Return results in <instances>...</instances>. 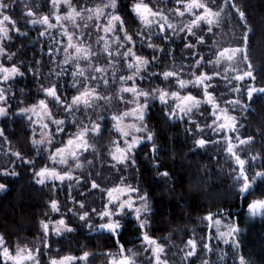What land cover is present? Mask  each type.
Wrapping results in <instances>:
<instances>
[{"label": "snow or ice", "instance_id": "1", "mask_svg": "<svg viewBox=\"0 0 264 264\" xmlns=\"http://www.w3.org/2000/svg\"><path fill=\"white\" fill-rule=\"evenodd\" d=\"M49 0H43V4L46 6ZM51 6L55 9L51 15L55 17L56 24H53L48 14L37 17V13L32 9H29L26 13V17H34L28 24L30 27L35 25L46 26L45 30L40 32V36H44L49 29H53L59 26L62 35L67 37V44L64 47V59L63 65H73V69L67 67H61L59 72L54 74L57 76V82L52 83L48 86L44 84L39 85V93L42 94V98H39L36 102L31 103L30 106L23 107L19 110L21 117H26L31 124H38L41 129L40 138H35V130L33 129L32 147L35 148L36 154L41 160L47 161L37 170L35 161L32 159H25L20 152H15L14 155L23 164L32 166V174L35 178V182L39 185L50 184L53 189L58 188L57 182L60 185H65L68 190L72 188V182L76 184L81 183V178L76 177L73 174L71 167L65 170L62 166H69L70 161H75V168H81L83 165L80 163V156L87 152L90 148H94V145L89 142L90 136H99L102 134L104 128L108 123H111L112 129L119 134L122 139L123 146L120 141H114V151L110 152L111 160L115 163L112 164L113 168L118 171L121 168L128 166H136L137 164V150L145 142H151L150 152L154 155L158 151V146L155 143L156 135L148 128L145 123L148 112L151 110L153 102L159 101L168 111L166 115L187 122L189 125L186 131L191 135L195 148H204L209 143L219 144L221 139L224 141L226 147L224 151L234 159L236 165L239 166V173L234 178L239 184L238 195L243 198H247V195L251 194L253 184H255L256 178L259 177L264 179V172H256L255 176L249 178L245 165L248 163L241 157L237 152V148L240 145H247L253 141V137L248 136L241 138L238 133V118L236 115L231 114L229 109L233 111L241 109L242 111H248L251 103L253 102L254 96L264 94V87L257 88L254 84L241 88L234 86L231 91L236 92L241 97L246 94L248 103L243 104L241 99L225 100L226 107H221L219 99L216 95V90L220 87L221 80L227 81L231 84V80L227 75L221 76L219 71H214L211 75L207 72H199L197 70L202 66L201 61L205 60L204 56H200V59L196 60L195 66L188 65V67H194V71L191 72L190 79H184L181 76L183 72V66L180 70H164L162 72L149 71L148 69L156 64L158 57L154 54L156 46L153 43H147V49H151L153 54L151 59L145 55L137 54L134 51L136 48L143 49L145 45V39H134L133 35L127 31L122 14L119 11L118 0H107V3L98 4L93 8H77L73 7L71 0H50ZM177 4L181 3V0H176ZM214 3L215 0H212ZM61 4L67 5L68 11L63 15L60 14ZM184 8L187 12L194 15V19L191 23L185 25L187 28V34L195 36L196 33L193 31L194 28H199L202 23L207 24L208 32H212V25L219 22L220 12H214L205 0H187L184 4ZM106 9H111L110 12H106ZM10 5L7 0H0V56H4L6 49L3 44L4 39L11 40L9 35L10 29L7 26L11 24L16 33L19 35H27L26 32H21L19 27H16V21L13 20L9 13ZM194 10H202L197 14ZM130 11L135 18L148 28L152 25L158 24V32L148 33L147 39H151L153 36L164 34L160 36L162 40H168L169 37L167 29H174V25L168 22L165 17L159 11H153L148 3H144L143 0L133 3L130 6ZM87 12L89 15L85 18L82 13ZM176 12L180 16L184 15V11L180 8H176ZM240 18H245L244 12L237 9ZM92 20L93 17L96 21H100L101 17H106L107 22L103 25L97 23L95 27L98 30H102L104 36H99L96 39V43L100 44L103 42L102 52L107 53L109 58V66L122 62L126 64L127 69L130 71V75L119 76L121 81L120 93H130L132 98L125 100L123 95L120 96V100L127 104H132L134 107L128 108L119 113H112L110 120L106 121L104 115L96 114V119H92V115L89 114L90 109L98 107V102L101 100L109 99V96L102 95L98 89L101 87V81L104 87L109 86V80L105 78L104 73L106 69L99 66L93 65V57L97 53L93 50L91 44H85L83 42H74L75 33L70 32L65 24V21L71 22L72 26L76 29L81 27L78 24L77 18ZM159 17V20L154 18ZM162 21V22H161ZM84 28L88 27V24L83 25ZM181 32L184 28L180 29ZM116 33L123 34V40L121 36ZM108 34H113L112 41L108 39ZM250 32H244L241 41L238 46L231 48H224L217 55V59L213 62L208 60L207 63H215L219 65L222 60L232 62L236 59L237 54L243 56L244 61H248V71H244L242 74H238L234 77L236 81L243 82L246 78L255 81L256 77L252 70L251 62L248 59L247 49L249 46ZM87 35L88 39H91L92 34L81 32L80 36L84 37ZM142 32L137 33V37H142ZM116 44L115 55L113 54L112 45ZM126 44H131V47L123 52L119 49L125 48ZM197 44H204V36L201 35L197 41ZM184 47L191 50L196 45L191 42L185 43ZM71 49L72 51H69ZM59 52L60 49L49 47L48 54L52 55L53 52ZM163 53V49L159 50ZM15 53L7 56L8 61H12ZM81 62H84L82 66ZM21 66L16 63H12L11 66H6L3 62H0V84H6L7 88L0 86V117H7L11 108L8 104L9 99L13 98L7 94L8 89L13 86V82L18 77H24L26 72L21 70ZM236 71L235 68L232 69ZM227 72V69H225ZM35 75V74H34ZM113 83L116 80V72L113 74ZM66 77L71 78L69 84ZM83 77V80L80 78ZM137 78L142 82L148 84V88L140 87L137 84ZM155 79L162 78L163 82H168L167 88L154 87L150 82ZM219 78V79H217ZM216 79V83L213 84V80ZM60 80H65L63 84ZM128 81H132L131 86H128ZM174 81V82H173ZM94 84V86H92ZM189 86L193 89H202V94L197 91L196 94L193 91L188 90ZM175 88V90H172ZM75 90V94L69 96L68 93ZM27 95L26 93H22ZM223 96V93H221ZM79 113V115H77ZM37 119H33V117ZM63 117V118H57ZM131 118L130 122H126ZM90 121L91 126L84 124V120ZM210 121V122H209ZM50 124L54 125V130L50 128ZM241 127L243 125H240ZM73 129H75L73 131ZM209 130L211 133L217 136L216 140L206 139L205 131ZM223 133V136L220 134ZM230 133H237L235 140L238 143L233 142V136ZM5 132L3 128H0V136H4ZM139 134V135H138ZM130 137V139H129ZM199 137V138H197ZM5 139H7L5 137ZM60 146H57V145ZM45 146V147H42ZM47 153V155H45ZM155 158V156H154ZM256 157L253 156L252 160ZM121 166V167H118ZM159 167V165H157ZM3 175H18L17 172L12 171L11 173L5 171ZM162 176L167 177L169 173L163 171ZM124 179L123 177L121 178ZM67 182V183H66ZM86 186V185H85ZM92 189H99L100 185L95 179L91 181ZM6 185L0 183V191L5 190ZM140 189L136 186L122 183L106 190L107 202L103 204L101 209L92 207L86 208L83 201H76L72 198L75 203L79 204V208L72 209L68 208L67 212H71L73 217H78L79 222L87 224L90 230H102L111 233L118 237L119 230L122 229V218L127 213H134L135 218L140 221L139 227L146 229L149 226L148 220H142V214L151 213V206L148 203V194L143 193L139 195L138 199L140 204L137 206L136 198L133 197V193H139ZM62 207L67 208V203H62L59 199L52 198L49 201V212L56 214L59 218L55 221L52 220L51 216H48L47 220H42L41 227L46 239L49 235L50 224L53 225L51 231L57 236L67 232L71 233L76 230L71 225V219H66L67 213L62 212ZM249 213L253 216L260 214L264 215V199H255L247 204ZM47 215V214H46ZM220 215L217 213L209 212L205 220L208 221V228H215L217 237L223 241L224 244L231 243L237 249L239 248V240L236 237L239 235L241 229L238 224L231 222L223 224V221L216 218ZM98 218V222L93 223V218ZM230 219V217H229ZM79 225H77L78 227ZM222 227L226 230H221ZM209 239H211V233H209ZM142 240L149 248H151L152 254L155 258V264H168L167 259H162L161 255L165 252L164 246L159 243L155 238L150 236L147 231L143 232ZM4 242V237L0 235V245ZM47 243L44 244V248H48ZM187 247L190 251L187 252V257L197 256V240L190 238L187 240ZM203 249L209 252L212 248L209 244H204ZM147 251V248L145 249ZM222 251L220 259L223 260V256L227 253ZM125 248L123 244L119 245V258L112 256L110 264H135L133 257L136 256L135 252H132L131 256L124 255ZM35 253V254H34ZM43 252L40 248H20L19 246L15 250V254L8 248L3 247L0 251V256L3 257L5 264L11 262V264H41L40 257ZM89 257L88 252H84L80 260L87 261ZM77 257L63 256L59 259L51 258L49 264H70L71 261L76 260ZM240 264H246L243 255L239 256ZM202 264H207L203 261Z\"/></svg>", "mask_w": 264, "mask_h": 264}, {"label": "trees", "instance_id": "2", "mask_svg": "<svg viewBox=\"0 0 264 264\" xmlns=\"http://www.w3.org/2000/svg\"><path fill=\"white\" fill-rule=\"evenodd\" d=\"M78 1L82 2L78 5L79 10L86 8L85 2H93L94 7L99 0ZM235 1L238 9L244 12L243 21L247 32L251 33L247 55L256 77L255 84L258 88L264 87V0ZM21 7L22 4L16 5L13 9V18L18 22L24 20V10ZM19 24L22 25L21 32L29 27L23 22ZM35 33L36 31L32 30L25 39L17 36L15 40L3 41L7 52L15 53L11 63L8 61L4 63L11 65L22 61L23 66L36 68L42 41L35 38ZM45 44L50 46L52 41H46ZM48 45L46 48L49 47ZM200 51H203L206 62L212 59L214 52H210V48L200 47ZM207 70L211 74L215 71V66L209 63ZM25 72L29 73L32 81L36 82L37 77L32 71L26 69ZM30 73L33 74V78ZM29 90L32 91V85ZM227 90L228 88L220 83V87L216 90L220 101L227 99L224 97ZM156 117L155 127L158 129L161 145V156L158 159L160 168H154L148 158L145 160L142 158L139 187L142 193L148 194V200L152 204L151 214L144 216L143 220H148V229L165 248L161 258L167 259L168 264H202L203 261L207 264H240L239 256L243 255L246 264H264V215L253 216L247 208V204L252 200L264 199V179L255 184L250 195L245 194L246 199L243 198L238 195L239 184L234 179L239 173V166L224 151L226 145L219 143L222 148L219 153L212 150L202 151V148L198 152L194 150L191 135L181 123L173 121L169 123L160 114ZM242 125L239 131L241 138L253 137L251 143L239 146L242 151L241 157L248 161L247 172L251 180V176L256 172H264V94L254 96L250 109L245 111ZM11 127L15 132L12 139L16 142L17 150L31 157L34 148L26 135V124L19 119L13 121ZM205 138L214 141L217 136L206 129ZM253 156L256 157L255 160H252ZM131 171L137 173L135 168H131ZM163 171H167L169 175L158 176ZM30 178L24 172L20 179L14 182L11 190L0 199V235L4 237V243L8 246H13L23 239L36 237L39 234L42 213L48 207L49 197ZM114 179L116 181L110 180L106 186L102 187L99 184V189H92L89 183L77 185L76 201H83L87 208V197L94 195L95 203L98 209H101L107 202L106 190L116 185L120 175H115ZM82 194L85 195L81 196ZM218 211L220 215L216 218L230 217L229 220L237 223L241 229L236 237L239 240V248L231 243L224 244L222 240L219 244L213 241V252L208 254L207 250L203 249V245L207 244L212 229L208 228V221L204 217L209 212ZM132 225L133 223L127 225V231ZM126 235L123 238L125 248L129 246V235ZM190 238L197 240L198 255L194 257L184 256L188 252L187 240ZM83 240L77 238L76 242L73 241L78 243L77 246L85 243L86 247L87 245L92 247L91 250L95 245L101 244L97 240L95 242ZM221 250L227 253L223 256V260L220 259ZM139 251L137 264H154L155 260L149 250L145 251L143 248ZM100 261L92 264H103ZM0 264L5 263L0 259Z\"/></svg>", "mask_w": 264, "mask_h": 264}, {"label": "flooded vegetation", "instance_id": "3", "mask_svg": "<svg viewBox=\"0 0 264 264\" xmlns=\"http://www.w3.org/2000/svg\"><path fill=\"white\" fill-rule=\"evenodd\" d=\"M80 1L77 2L79 4ZM139 2V0H118L119 3V11L122 14L124 20L126 21L125 27L129 34L133 35L134 39H145V45L143 49L136 48L134 51H137V54L145 55L149 59H151V55L153 54V51L151 49H147V43H153L156 46L155 55L158 57V60L156 64L158 66L150 67L149 71H156V72H162L164 70H177L179 71L181 66H183V72L181 73L182 78L184 79H190L191 72L196 70L194 67H188V65L195 66L196 60L200 59V56H204L203 51H200V47L203 49L205 46L210 48V52H214L211 61H215L217 59V55L220 51H222L224 48H231L238 46L239 42L241 41L243 37V33L247 32L246 25L244 21L240 18L239 13L237 12L238 6L236 4L235 0H215L213 3L212 0H205L209 4V6L213 9L214 12H220L219 22L214 23L212 27V32H208V25L205 23H202L199 28H194L193 31L196 33L195 36H191L187 34V28L185 25H188L191 23V20L194 19V15L192 13H189L185 10L184 4L187 3V0H181L180 4H177L176 0H159L158 2H155L154 0H143L144 3H148L150 7L153 8V11H159L161 12L165 17H167L168 22L173 24L175 27L174 29H167V35L171 37L168 40H162L160 36L164 34H160L157 36H153L151 39H147L148 33L150 32H158V24H153L151 28L145 27L138 18H135L134 15L130 11V6L133 3ZM7 3L11 5V8L9 10V13L13 18V9L16 8V5L22 4V9L24 10V20H20L19 22H23L25 25L29 26L28 21L33 19L34 17H26V13L29 9H32L37 13V17L42 16L44 14H48L50 16V20L53 24H56L55 17L51 15L53 12H55V9L52 8L51 2L47 3L45 6L43 4V0H21L20 2L7 0ZM107 3V0H101L98 2V4ZM80 4H82L80 2ZM79 4V5H80ZM86 8H95L98 4L95 3V6L93 7V2H85ZM73 7L76 8V6L73 5ZM180 8L181 11H184V15L180 16L179 13L176 12V8ZM78 10V9H77ZM80 10V9H79ZM68 11L67 5L62 4L60 8V14H64ZM106 12H110L111 9H106ZM199 14L202 10H194ZM87 16L89 13L84 12ZM82 13V14H84ZM174 16V18H173ZM94 19V17H93ZM92 20H86L88 24V30L87 32L91 33V39H97L99 36H104V33L102 30H98L92 23ZM155 20H159V17L154 18ZM13 20H15L13 18ZM174 20V22H173ZM16 27L21 28L22 25L19 24L17 20H15ZM107 22L106 17H101L100 24L103 25ZM162 22V21H161ZM70 23L68 21H65V24ZM10 29L9 35L11 36V40H15L17 36L20 38L25 39L29 33L34 30L35 38H38L42 41L41 43V52H38L37 57V67L33 68L32 66H22L21 70L26 71V69L29 71H32L33 74L37 77L36 82L32 81L30 79L29 73H26L24 77H18L15 82H13V86L8 89L7 94L10 97H13L9 99L8 104L11 105L9 114L7 117H0V128L4 129V136H0V183H4L6 185V189L0 191V199L11 190L12 185L16 180H19L21 175L26 172L28 176H30L31 181L34 182L36 185H38L43 192L47 194L49 197V201L52 198L59 199L62 203H67V208L62 207V212L67 213L66 219H71V225L76 228L75 231L71 233H63L59 236H57L54 232L51 231L53 225L50 224V231L48 237L45 239L44 234L42 231L41 223L39 225V234L31 239H23L22 241L14 244L13 246H8L6 243H3L0 245V251H2L3 247H8L13 254H15L16 248L19 246L20 248H40L42 249V256L41 264H49V261L51 258H57L63 256H73L77 257L76 260L71 261L70 264H92V262H96L101 260L100 262L103 264H110V260L112 256H117L119 258V245L123 244L125 248V244L123 241L124 235H129L128 237V245L125 248L124 255L130 256L131 250H133L136 254H140L139 249L144 248V250L147 248L151 253V248H149L146 244H144L142 240V235L144 231H147L150 236L157 238L151 233V231L148 229H141L139 227L140 221H138L135 218L134 213H127L122 218V229L119 230L118 237L102 231V230H90L87 224H84L82 222H79L78 217H73L71 212H67L68 208L77 209V206L79 204L75 203L72 198L77 199L78 194L76 192L77 185L75 181L72 182V188L71 190H68L65 185H60L59 182H57L58 188L53 189L50 184L48 185H39L35 182V178L32 174V166L23 164L20 160L17 159V157L14 155L15 152H20L21 155L25 159H32L35 161L37 170L40 166H42L47 161L39 159V157L36 154V150L32 151V156H28L25 153H22L21 151L17 150L16 142L12 139L14 129L12 126V122L16 120H23L24 124H26V135L29 138L30 144L32 145V139H33V129L35 130V138H40L41 129L38 124H31L26 117H21L19 115H16V113H19V110L23 107L30 106L31 103L36 102L39 98H42V94L39 93V85L44 84L46 86L57 82V76L54 74L55 72H59L61 67H67L69 69H73V65H63L62 61L64 59V46L58 42L59 35L62 33L59 26L49 29L48 32L45 33L44 36H40V32L45 30L46 26L42 25H35L32 27H28L24 32L27 33V35H19L16 33L14 27L11 24L7 25ZM184 28V31L181 32L180 29ZM21 30V29H20ZM142 32L144 35L142 37H137V33ZM117 35L121 36V40H123V34L122 33H116ZM203 35L204 36V44L200 45L197 44V41L199 37ZM228 35L230 38V41L232 40V45H226L224 44L222 47L223 49H220L217 51L218 53L215 54L214 47L220 46L217 43L214 44L219 37L225 38V36ZM113 34H108V39L111 42L112 41ZM58 38V39H57ZM11 41L8 39H4V41ZM52 41V44L50 45L53 47V49L59 48V52H53L51 56L48 54L49 45L45 44L46 41ZM191 42L192 44L196 45L195 48L188 50L184 47L185 43ZM62 43H67V37L65 36V40ZM208 43V44H206ZM211 44L213 47H211ZM46 45L49 47L46 48ZM215 45V46H214ZM131 44H126L125 48L119 49V51L123 52L127 49V47H131ZM116 44L112 47V51H116ZM221 47V48H222ZM163 49V53H161L159 50ZM69 51H72L69 49ZM12 53L5 52L4 56H0V62H5L7 60V56ZM209 54V53H208ZM106 53L103 52L101 55V64L103 68H107L106 72L104 74L105 78L109 80V86L104 87L101 81V87L98 89V91L102 95L109 96V99L107 100H101L98 102V107L95 109H90L89 114L92 115V119L95 120V114L98 113V110L100 112L98 114L104 115L105 120H110V116L112 113H119L121 111H124L128 108L134 107L132 104H127L125 102H122L120 100V95H124V93H119L116 90L119 89V86L121 85V82L115 81L113 83V76L110 72L111 68L109 67V60L105 59ZM6 56V58H4ZM175 56V57H174ZM119 67L123 66L125 67L126 64L122 62ZM208 61V60H207ZM11 63L12 61H8ZM84 62H81L83 66ZM206 60L201 61L202 66L199 67L197 70V74L199 72H207L208 65L206 64ZM6 66H11L10 64ZM213 66H215V71H219L221 73V76L227 75L229 79L231 80V84H229L227 81L221 80V83L226 88L230 89L234 86H239L241 88H246L249 85L255 84V81H252L251 79L246 78L245 81L239 82L234 79V77L238 74H242L244 71H248V61H244L243 56L241 54H237V57L234 61L228 62L227 60H222L219 65H216L215 63H211ZM18 65V64H17ZM21 66V65H18ZM122 68V67H121ZM235 68L236 71H233L232 69ZM225 69H227V72H225ZM30 73L33 78V74ZM209 74V73H208ZM212 74V73H211ZM210 74V75H211ZM67 82L71 83V78L66 77L65 78ZM219 79V78H217ZM65 80H60V83L63 84ZM137 84L140 87L143 86H149L148 84L142 82L139 78H137ZM174 82V81H173ZM152 86L154 87H161V88H167L168 82L162 83V78L155 79L150 82ZM216 83V79L213 80V84ZM32 85V91H30V87ZM0 86H3L7 88L6 84H0ZM94 86V84L92 85ZM257 87V86H256ZM258 88V87H257ZM190 91H193L194 94L199 91L202 94V89L196 90L193 89L191 86H189ZM22 93H26L27 95H23ZM75 94V90H72L68 93L69 96ZM238 97H241L239 94H237ZM258 96V95H257ZM132 96L127 95L125 97V100L131 99ZM219 99V98H218ZM242 103L247 104V96L246 94L241 97ZM219 102L221 104L222 101ZM223 104V103H222ZM4 106V105H0ZM6 106V105H5ZM222 107V106H221ZM168 110L164 108L163 105L159 103V101L153 102L151 110L148 112L147 118L145 123L148 125V128L152 130L156 135L155 143L158 146V151L154 155L149 151L151 148V142H145L140 149L137 150V164L136 166H128L126 168H121V170H117L116 168L112 167V164L115 162L111 160L110 152L114 151L115 144L114 141H120L121 146H123V142L121 137L117 132H115L114 129H112L111 123H108L106 128L102 131V134L99 136H90L89 142L94 145V148H90L87 152L83 153L80 156V163L83 165L81 168L77 169L75 168V161H70L69 166H62L67 170L68 167H71L73 170V174L76 177L81 178L80 184H91V181L93 178L90 175L94 173V171L100 172L99 169L95 168L93 164L100 165L98 168H103L106 171V176L103 177L107 180L114 179L115 175H120V180L123 177L124 179L119 182H116V185L127 183L133 186H136L140 189L139 184L141 180V161L144 155L148 157V160H150V164L153 165L154 168L159 169L157 165L159 164L158 159L161 156V145L159 144V138L157 131L158 129L155 127V119L157 118V114L162 115V117L165 119V121H168L169 123H172L173 118L166 115L165 113ZM97 112V113H96ZM57 118H63V117H57ZM33 119H37L35 116ZM176 123H181L184 128L189 127L186 120L181 121L176 119ZM131 118H129L128 121L130 122ZM84 124L91 126L90 121L87 119L84 120ZM50 128L54 130L55 126L50 124ZM75 129H73L74 131ZM139 135V134H138ZM5 137L7 139H5ZM199 138V137H197ZM130 139V137H129ZM158 140V141H157ZM57 146H60L59 144ZM45 147V146H42ZM33 148V147H32ZM200 150V148H194ZM47 155V153H45ZM155 156V158H154ZM93 157L95 159H93ZM231 160H234L231 158ZM121 167V166H118ZM131 168H135L137 170V173H133L131 171ZM88 169V170H87ZM7 171L11 173L12 171H15L18 173V175H3V173ZM88 171L90 173H88ZM93 172V173H91ZM112 172V174L110 173ZM86 173L89 175L88 177H84L82 174ZM162 172L159 173V176ZM162 176V175H161ZM164 177V176H162ZM109 180V182H110ZM67 183V182H66ZM138 183V184H137ZM79 184V185H80ZM115 185V186H116ZM111 188V187H110ZM109 189V188H108ZM85 194H82L81 196H84ZM135 198L137 196V193L132 194ZM105 199L107 200V195L105 192ZM98 209V208H97ZM47 214V215H46ZM48 216L52 217V220L55 221L59 218L56 214H51L49 212V203L47 209H44V212L41 216L42 220H47ZM144 216L141 217L143 220ZM98 222V218L93 219V223ZM127 223V224H126ZM129 223H133L132 228L127 231V225ZM77 225H79L77 227ZM126 235V236H127ZM77 238L84 239L83 241L88 242H101L100 245H95L93 247V250H91L90 246L85 245V243H81V246H77L78 243H74ZM74 240V241H73ZM82 241V242H83ZM158 241V240H157ZM76 242V241H75ZM159 242V241H158ZM47 243L49 245L48 248H44V244ZM93 245V244H91ZM140 246L142 248H140ZM84 252L89 253V257L87 261L80 260L79 257L83 255ZM35 254V253H34ZM153 255V254H152ZM0 259L4 262L3 257L0 256ZM155 260V258H154ZM5 263V262H4ZM138 263V258L135 261V264ZM7 264H11V262H7ZM155 264V262H154Z\"/></svg>", "mask_w": 264, "mask_h": 264}, {"label": "rangeland", "instance_id": "4", "mask_svg": "<svg viewBox=\"0 0 264 264\" xmlns=\"http://www.w3.org/2000/svg\"><path fill=\"white\" fill-rule=\"evenodd\" d=\"M24 1V0H23ZM99 1H101V0H99ZM98 1V2H99ZM155 2H158L159 0H154ZM77 2H78V0H71V3H72V5H74V6H76V8L78 9V5L80 4V2H79V4H77ZM98 2H97V4H98ZM82 3V2H81ZM81 5V4H80ZM61 6H62V4H61ZM10 8H11V5H10ZM85 18L87 17V15L84 13V14H82ZM173 18H174V16H173ZM78 24H80L81 25V27L79 28V29H76V28H74L73 26H72V24H71V22L70 23H67L66 24V26L68 27V30L70 31V32H74L75 33V37H74V42H83V43H85V44H91L92 45V48H93V50L97 53V55L95 56V57H93V65L94 66H99V67H102V64H101V55L103 54V52L101 51V49H102V47H103V42H101L100 44H97L95 41V39H88L87 38V35H85L84 37H81L80 36V33L81 32H83V33H85V34H87L88 32H87V30H88V27L87 28H84L83 27V25L85 24V23H87V21H86V19H81V18H77V21H76ZM100 21H96L95 20V18L93 19V21H92V23H94V25L93 26H95L97 23H99ZM173 22H174V20H173ZM58 39V38H57ZM65 40V36L64 35H62V33L59 35V39H58V42L60 43V44H62L64 47L66 46V44L67 43H62L63 41ZM218 44V45H220V46H215L214 47V50L216 51L215 52V54H217L218 52L217 51H219L220 49H223V45L224 44H226V45H232V40L230 41V38H229V36L228 35H226L225 36V38H221V37H219V39L214 43V44ZM113 46H115V44H113L112 45V47ZM211 47H213V45L211 44ZM222 47V48H221ZM113 54L115 55V51H113ZM103 56H106L105 57V59H108L109 60V58H108V55H107V53H106V55H103ZM119 58V57H118ZM117 58V59H118ZM22 62V61H21ZM18 65H21V63H19ZM119 65L120 64H115V65H113V66H109L110 68H111V70H110V72H111V74H113V72L115 71L116 72V79H118V82H119V76L120 75H124V76H127V75H130L131 73H130V71L127 69V67L125 66V67H123V66H121V67H119ZM83 66H84V63H83ZM108 68V67H107ZM106 67H105V69H107ZM207 73H209L210 74V71H207ZM105 74V73H104ZM81 80H83V77H81L80 78ZM115 81H117V80H115ZM121 82V81H120ZM122 83V82H121ZM128 83V86H131V83H132V81H128L127 82ZM102 85V84H101ZM121 86V85H120ZM120 86H119V89H120ZM143 88H148V86H143ZM119 89L118 90H116L117 92H119L120 93V91H119ZM172 90H175V88H173ZM130 93H124V95H125V97L127 96V95H129ZM224 97H226L227 99H223V101L221 102V103H223V104H221V106L222 107H226L227 105L224 103V101L225 100H233V99H241V97H238V95H237V93L236 92H233V91H231V88L230 89H228L227 90V92L226 93H224ZM121 96V95H120ZM130 96H131V94H130ZM10 105V104H9ZM5 106V105H4ZM229 111L231 112V114H233V115H236L237 116V118H238V133H239V131L241 130V126L240 125H242V119L244 118V116H245V111H242L241 109H236L235 111H233L231 108L229 109ZM100 112V110H98V113ZM97 113V112H96ZM97 113V114H98ZM77 115H79V113L77 114ZM95 118H96V114H95ZM177 120L175 119V118H173V122H176ZM182 127H184L183 125H182ZM236 134L237 133H230V135H232L233 136V142L234 143H237L238 141H236L235 140V136H236ZM220 135H223V133H221ZM240 135V134H239ZM241 136V135H240ZM220 143H222V144H224L225 145V143H224V141L221 139V141H220ZM220 149H222L220 146H219V144H216V143H209V144H207L204 148H202V151H216L217 153H219V151H220ZM196 151H198V152H200V150H198V149H195ZM237 152H238V154H240V155H242V151L240 150V148L238 147L237 148ZM230 157V156H229ZM148 157H146L145 155H144V157H143V159L145 160V159H147ZM93 159H95L94 157H93ZM159 166H160V163L158 164ZM93 166L95 167V168H97V169H99L100 170V172H97V171H94V173L93 172H91V173H93V174H91L90 176L91 177H93V178H90V179H95L96 180V182L98 183V184H100L102 187L103 186H106L107 184H109L110 182H109V180H107V179H105V178H103V177H105L106 176V171L103 169V168H98L100 165H96V164H93ZM245 167H246V169L248 170V163L245 165ZM77 169H79V168H77ZM88 170V169H87ZM233 171H235V169L233 170ZM239 171V170H238ZM88 173H90L89 171H88ZM111 174H112V172H110ZM84 177H88L89 175H87L86 173H84V174H82ZM159 176V175H158ZM161 176V175H160ZM255 176V174L253 175V176H251V177H254ZM260 180H262L261 178H259V177H257L256 178V181H255V184L257 183V182H259ZM111 181H116V179H111ZM122 180H119V182H121ZM255 184H253V187L252 188H254L255 187ZM112 187H114V186H112ZM111 187V188H112ZM143 193H145V192H143ZM142 192H141V190H140V192L139 193H137V196L135 197L136 198V203H137V206L140 204V201H139V199H138V197H139V195H142L143 194ZM86 203H87V208L88 209H90V208H92V207H97V204L95 203V196L94 195H90V196H88L87 197V199H86ZM148 203L150 204V206H151V212H152V204L150 203V201L148 200ZM98 208V207H97ZM149 214H151V213H144V214H142V216H148ZM255 216H257V217H260V216H263V215H260V214H257V215H255ZM94 219V218H93ZM222 221H223V224H228V223H231V220H229V218H220ZM211 230V229H210ZM221 230H226V229H224L223 227H222V229ZM212 231H213V234H212ZM212 231H211V239H209V236H208V242H207V244H209L210 246H211V248H212V242L213 241H215V243L216 244H219L220 243V241H221V239H219L218 237H217V234H215L216 233V230H215V228H212ZM215 232V233H214ZM4 243V242H3ZM140 248H142L141 246H140ZM143 249V248H142ZM188 251H190V248L188 249ZM197 251H198V247H197ZM132 252H134L133 250H131V253H130V256L132 255ZM211 252H213V248H212V251ZM207 253L208 254H210V252L209 251H207ZM140 255H138V254H136V256L135 257H133V259L136 261V259L139 257ZM184 256H187V252H186V254L184 255ZM153 258H154V256H153Z\"/></svg>", "mask_w": 264, "mask_h": 264}]
</instances>
